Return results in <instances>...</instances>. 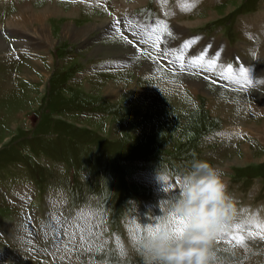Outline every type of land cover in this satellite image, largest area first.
Instances as JSON below:
<instances>
[{
	"label": "rangeland",
	"instance_id": "374dc122",
	"mask_svg": "<svg viewBox=\"0 0 264 264\" xmlns=\"http://www.w3.org/2000/svg\"><path fill=\"white\" fill-rule=\"evenodd\" d=\"M197 2L0 0V228L6 239L0 237L2 264H144L129 234L138 222L153 226L161 215L159 205L167 207L177 195L162 179L166 170L182 176L196 160L208 162L233 187H243L247 200L264 202L261 64L260 87L213 84L204 79L208 73H180L164 61L157 69L148 58H137L122 36L110 34L114 18L123 19V13L130 18L132 8H141L140 20L143 16L148 24L173 20L169 27L179 33L173 45L195 38L202 42L193 47L202 51L213 45L214 53L223 48L228 55L238 51L251 78L252 63L258 59L264 64V52H256L258 41L250 39L248 26L238 21L240 13L260 9L264 0H204L195 7ZM21 12L29 25L13 20ZM260 17L257 14V38L264 37ZM228 18L233 24L231 45L223 41L221 27ZM141 47L151 51L150 46ZM20 48L31 52L18 55ZM47 75L54 85L46 99ZM181 80L184 86L189 80L206 84L211 94L182 87ZM154 172L162 176L155 179ZM11 187L19 199L8 198L7 203L3 190ZM28 196L33 213L39 219L44 216L43 240L55 252L53 263L35 251L38 232L26 207ZM86 213L92 215L85 225L80 217ZM68 218L100 229L109 251H96L100 258L91 251H66L65 245L72 244L60 227ZM108 235L117 237L124 255ZM245 242L247 251L214 242L221 264H264V241L247 235Z\"/></svg>",
	"mask_w": 264,
	"mask_h": 264
},
{
	"label": "clouds",
	"instance_id": "9594fccd",
	"mask_svg": "<svg viewBox=\"0 0 264 264\" xmlns=\"http://www.w3.org/2000/svg\"><path fill=\"white\" fill-rule=\"evenodd\" d=\"M178 181L177 195L159 205L158 221L129 234L132 247L144 264H221L214 242L235 218L221 173L196 160Z\"/></svg>",
	"mask_w": 264,
	"mask_h": 264
},
{
	"label": "snow or ice",
	"instance_id": "6c2138e0",
	"mask_svg": "<svg viewBox=\"0 0 264 264\" xmlns=\"http://www.w3.org/2000/svg\"><path fill=\"white\" fill-rule=\"evenodd\" d=\"M70 2L77 3L78 0H70ZM192 6L194 7V4ZM109 14L111 15V13ZM109 28L111 35L123 37V42L127 46L133 48V53L137 58H148L157 69L160 68L161 62L166 60L168 67H172L174 71L178 70L180 73L187 72L192 74L195 72L199 75L202 72H208L215 73L221 79L231 80L232 83L237 85H240L242 82L244 86L253 83L245 66L237 65L238 71L234 72L233 64L224 65L220 62L219 52L209 56L207 49H205L195 56L186 57L187 50L191 49L197 42L195 38L185 40L177 47H169L168 44L175 38V36L170 30L168 22L164 19H157L151 24L146 25L138 19L129 18L127 14H125L123 19L114 18L111 21ZM127 32H130L135 39L129 38V36L125 34ZM142 45L150 46L151 51L148 47H141ZM204 79L211 80L213 84L216 83L215 80H212L211 76H205ZM241 91H243V87L241 88ZM217 135L226 134L217 133ZM162 179L167 180V177ZM176 183H179V181H176ZM91 215V213L82 214L80 219L83 220L86 225L87 218L91 217ZM85 225L77 223L75 225H68L64 228L65 236L70 237L69 244H72L75 241L76 230L80 232L79 245L75 248L65 245V250L69 253L79 251L80 249H84L85 251H92L93 248H95L96 251L100 250L99 246L95 244V241L90 239L92 236H96L98 239L99 236L92 230L90 225ZM228 227L229 226L226 225L227 229ZM234 227L239 228L240 226L239 224H236ZM248 235L252 237L260 235L261 238L264 239V235L258 232H249ZM220 239H227L230 244L234 240L235 244L232 245V247H243L247 251L244 235L229 237L227 231H225ZM216 241L219 242V239ZM85 245H87V247H85ZM117 245L121 248V255H124L123 248L119 245L118 240Z\"/></svg>",
	"mask_w": 264,
	"mask_h": 264
},
{
	"label": "bare ground",
	"instance_id": "6f19581e",
	"mask_svg": "<svg viewBox=\"0 0 264 264\" xmlns=\"http://www.w3.org/2000/svg\"><path fill=\"white\" fill-rule=\"evenodd\" d=\"M53 12H55V11H53ZM14 19L13 20H15L16 19V21H18L17 22V24H19V20H22L23 19V21H24V25L26 24V25H29V23L31 22L29 19H28V16L27 15H25V14H23L22 12L20 13V14H16V15H14V16H12ZM35 19V18H34ZM45 29V28H44ZM46 34H48V33H46ZM47 77H48V75H47ZM188 85H190L191 86V88H194V90H196L197 91V89H199V88H201L202 89V91L205 93V94H207V95H210L211 94V91L208 89V88H206L205 86H206V84L203 86V85H201L198 81H194L193 80V82H188ZM216 93V92H215ZM214 93V94H215ZM213 94V93H212ZM262 96V95H261ZM218 97V96H217ZM264 97V96H263ZM260 101V100H259ZM263 130H264V127H263ZM264 132V131H263ZM248 147H245V149H247Z\"/></svg>",
	"mask_w": 264,
	"mask_h": 264
},
{
	"label": "crops",
	"instance_id": "0c3cea01",
	"mask_svg": "<svg viewBox=\"0 0 264 264\" xmlns=\"http://www.w3.org/2000/svg\"><path fill=\"white\" fill-rule=\"evenodd\" d=\"M264 22V21H263ZM243 43L245 44V45H249V43L246 41V40H243ZM247 47V46H246ZM245 47V48H246ZM244 49V48H243ZM262 51V53L264 52V48L261 50ZM261 58H263L264 59V57H261ZM262 60V59H261ZM246 61V60H245ZM263 61V60H262ZM260 64H261V68H264V64H263V62H260ZM247 65H248V63H247ZM252 68H253V66H251V71H252ZM251 74V73H250ZM264 75V74H263ZM193 80H189V82H192ZM262 82H263V80H262Z\"/></svg>",
	"mask_w": 264,
	"mask_h": 264
}]
</instances>
